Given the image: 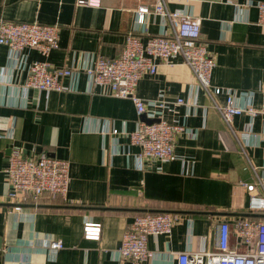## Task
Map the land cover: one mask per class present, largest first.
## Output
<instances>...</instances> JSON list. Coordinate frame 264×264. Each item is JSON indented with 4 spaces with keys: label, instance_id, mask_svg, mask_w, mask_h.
I'll return each instance as SVG.
<instances>
[{
    "label": "crops",
    "instance_id": "0c3cea01",
    "mask_svg": "<svg viewBox=\"0 0 264 264\" xmlns=\"http://www.w3.org/2000/svg\"><path fill=\"white\" fill-rule=\"evenodd\" d=\"M154 1L100 0L93 7L77 5V0H0V19L59 25L58 47L48 57L23 49L13 72H2L8 51L0 45V264H177L179 252L212 250L214 224L220 221L229 224L230 250L252 248L234 229L243 218L264 219L249 212L243 185L264 177V115H237L229 129L180 57L141 77L136 95L147 110L140 115L131 99L89 85L83 72L75 81L62 77L64 91L29 90L26 104L18 105L32 62L83 68L98 55L118 56L131 30L143 41L169 32L168 21L153 13L145 15L143 24L135 22L137 8H152ZM248 1L264 0H167L166 7L201 19L199 40L215 62L211 88L223 91L216 102L224 104L227 92L234 94L235 104L257 108L264 86V26L256 23L255 7L234 5ZM160 95L168 102L164 118L184 129L171 159L139 161L140 148L130 144L129 133L139 121L157 118L149 110ZM178 97L182 104L175 102ZM112 129L119 134L112 135ZM15 148L27 157L67 160L65 196H46L16 210L6 177ZM157 212L179 217L169 235L148 237L153 258H117L122 234L134 217ZM84 221L101 224L99 240L84 238ZM46 238L63 243L54 257L41 245Z\"/></svg>",
    "mask_w": 264,
    "mask_h": 264
},
{
    "label": "built area",
    "instance_id": "2783aa9c",
    "mask_svg": "<svg viewBox=\"0 0 264 264\" xmlns=\"http://www.w3.org/2000/svg\"><path fill=\"white\" fill-rule=\"evenodd\" d=\"M167 0H155L152 8L140 5L136 10L138 25L144 23L146 14H156L168 21L169 32L156 36H148L145 41L135 30L127 32L121 53L108 58L98 55L87 67L51 68L47 61L30 63L28 75L22 84L18 105H25L29 90L64 91L67 88L61 83L62 77H70L73 81L80 73H85L91 86L108 87L115 97L129 98L135 105L138 115L145 113L147 103L136 95V87L145 74L153 75L160 63H172L180 57L191 70L193 78L199 83L213 107L221 116L229 129L235 116L247 113L251 116L264 115V86L260 88V105L257 108L235 104V96L226 94L224 104H219L215 96L223 91L219 87L211 88V74L215 66L214 59L208 52L205 43L199 40L201 19L179 11H169ZM77 5L98 7L100 0H77ZM239 10L255 7L256 23L264 26V1L234 3ZM59 25L43 24L38 21L16 22L0 19V45L8 51L7 65L2 72H13L17 68L18 53L25 48L36 49L43 57L58 47ZM6 84H11L10 81ZM10 86V85H9ZM13 86V85H12ZM13 88V87H10ZM245 94V93H239ZM178 104L184 102L178 97ZM168 102L160 95L159 99L150 103L149 114L154 118L150 122L139 121L136 128L129 133L130 144L138 146L139 161L165 162L174 155L176 139L183 131V126L170 123L164 118V110ZM112 135L119 134L118 129L111 130ZM247 138L248 134H243ZM6 138H11L9 132ZM8 196L17 202L14 208L31 202L37 205L48 196L51 199L63 198L69 187V163L46 154L27 157L20 149L15 148L9 157L6 169ZM249 192L248 210L250 213H264V177L256 176L255 183H243ZM178 214L172 212L147 213L136 216L128 224L121 237L115 256L142 262L152 259L154 253L147 247L150 236L169 235L178 220ZM215 238L212 250L197 252L183 251L176 254L177 264H264V219L246 217L235 226V234L252 248L245 253L229 249L230 227L228 222H215ZM83 236L85 239L99 240L101 224L84 221ZM48 257H54L63 247L61 240L43 239Z\"/></svg>",
    "mask_w": 264,
    "mask_h": 264
},
{
    "label": "water",
    "instance_id": "95a60500",
    "mask_svg": "<svg viewBox=\"0 0 264 264\" xmlns=\"http://www.w3.org/2000/svg\"><path fill=\"white\" fill-rule=\"evenodd\" d=\"M253 216L263 217V218H264V214H260V213H258V214H253Z\"/></svg>",
    "mask_w": 264,
    "mask_h": 264
}]
</instances>
